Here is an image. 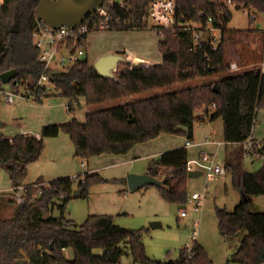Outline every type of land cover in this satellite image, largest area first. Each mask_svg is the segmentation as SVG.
Here are the masks:
<instances>
[{
    "label": "trees",
    "instance_id": "16d2710c",
    "mask_svg": "<svg viewBox=\"0 0 264 264\" xmlns=\"http://www.w3.org/2000/svg\"><path fill=\"white\" fill-rule=\"evenodd\" d=\"M39 1L0 0V75L14 70L15 83L12 80L9 84L23 86L24 95L34 91V84L43 72L49 74L54 94L63 96L70 109L79 98L91 107L226 74L218 77L214 86L194 85L100 108L87 112L82 122L73 119L42 127L38 136L0 135V168L6 172L10 187H23L25 194L11 218L0 217V264H16L17 260H25V264H119L127 252L134 264H156L145 255L142 229L121 227L104 215L87 216L80 225L65 219L63 212L74 190L73 179H57L47 186H41L42 180L38 179L33 185H26L27 165L39 158L43 140L56 137L60 130L71 140L73 156L87 160L103 154H125L134 145L160 134L190 140L195 123L217 118L222 122V141L234 146L228 153H234L235 157L226 159L225 172H229L234 189L245 198L231 211L215 208L217 229L229 240L239 238L230 259L232 263L264 264V211L253 212L249 208L252 197L264 196V141L252 140L251 146L253 157L262 159L261 168L247 172L241 166L242 143L251 135L258 109L264 108V73L260 70L264 60V31L228 29L231 14L224 0H174L175 24L196 22L204 27L209 18L211 26L220 30L215 49H211L205 37L197 48L191 49L190 32H165L157 42L159 63L132 61L120 65L113 81L99 76L92 63L83 57L64 69L45 71L31 40ZM150 1L120 0V6L119 0H103L102 6L110 18L108 31L145 30L142 16ZM230 1L234 8L254 17L264 13V0ZM91 18L88 16L86 22ZM96 21L92 20L86 32L77 37V47L85 48L87 35L95 31L91 27ZM73 43L67 41L72 50ZM232 63L241 71H230ZM35 93L46 95V89L38 88ZM197 109H202L201 115L195 114ZM187 159L183 146L160 153L146 166L148 175L162 181L160 186L152 187L168 204L180 207L186 202ZM91 176L94 181H102L95 173ZM34 184L39 187L35 189ZM89 184L87 178L78 182V196L87 198ZM54 210L57 216L52 215ZM241 233L244 234L238 237ZM65 249L72 251L71 258L64 256ZM95 249H100L101 254H93ZM186 251L185 246L176 260L165 264H210L203 247L195 240L188 254Z\"/></svg>",
    "mask_w": 264,
    "mask_h": 264
},
{
    "label": "rangeland",
    "instance_id": "374dc122",
    "mask_svg": "<svg viewBox=\"0 0 264 264\" xmlns=\"http://www.w3.org/2000/svg\"><path fill=\"white\" fill-rule=\"evenodd\" d=\"M227 6L231 14V21L227 25L228 29H259L264 31V13L256 14L255 19L250 22L248 12L236 9L234 5ZM197 25V23H193V26ZM157 41L158 37L152 30L129 32L92 31L87 35L82 59L86 57L92 63L102 50L116 46L125 50L127 53V56H125L131 61L133 59L141 61L148 59L151 63H159L160 54L157 49ZM62 54L67 55V51H62ZM55 70L60 69L55 68ZM240 71L237 70V72ZM224 74L226 73L198 78L165 89H157L131 98L110 101L91 107L85 106L84 100L79 98L78 103L72 105V109L66 105V99L63 96L54 94L52 89L46 91V95H36L34 101H30L23 98L25 92L23 86L2 84V90L17 95H14L13 102L8 104L5 102L4 95L0 93V122L3 124V127L0 124V135L10 137L19 132V129L14 126L17 121L22 124L26 122L24 130L30 133L28 135H34L39 133L42 127L61 125L73 119L82 122L87 112L117 106L125 101L138 100L153 94L172 92L194 85L211 84L214 86L213 83ZM39 97H42L40 102H36ZM195 114L201 115L202 109H197ZM195 128L197 129L196 136L200 137L204 129H199L198 125ZM221 129V119H216L213 123L211 139L222 141ZM252 135L257 140L264 138V108L257 111L251 130ZM150 141H152L150 145L154 147V151H145L144 148H141L138 152L130 149L125 154H103L86 160L73 156V144L69 137L60 130L56 137L43 140V150L39 158L27 165L25 184L33 185L38 179H41V186H47L48 182L70 178L73 179L72 188L75 190L78 182L87 178L90 180L87 198L71 195L64 209L63 217L80 225L87 216L104 215L110 217L114 224L121 227L133 230L142 229L141 239L145 255L155 260L156 264H165L168 260H176L180 250L185 246L191 247L193 240L203 247L210 264H234L230 259L237 248L239 238L229 240L221 236L217 229L215 216V208L224 207L231 211L238 200V191L232 186L229 172H225V174L207 183L203 175L188 180L186 197L194 192L204 193L200 211L191 210L189 203H185L180 207L166 203L153 187L129 191L125 177L130 173L140 174L139 172L146 169L148 162L154 159L153 155L145 156V154L155 151H169L184 146L186 139L174 134H160L147 142ZM201 150L210 153L213 148L209 150L200 147L195 155L197 156ZM228 150L230 151L231 148ZM191 152L194 151L188 150V159L193 155ZM137 154H140V157L133 158ZM237 156H239L238 153ZM234 157V153L226 156L223 147H220L216 152V161L222 166L226 163V159L229 160ZM241 161L242 170L247 172H256L262 165V159L259 157L247 158L243 155ZM94 173L102 181L92 180L91 174ZM38 185L34 184L33 187L37 189ZM0 191V217L2 219L11 218L16 206L13 198L15 191L10 187L7 174L2 168H0ZM17 193L20 195L22 191L20 190ZM251 199L252 202L249 206L251 211L264 210L263 196L252 197ZM182 209L187 212L185 217L179 215ZM57 214L56 210L52 213L54 216H57ZM194 222H197V224L194 225ZM151 223H157L158 226L152 228ZM243 234H239L238 237ZM123 249L127 248L124 247ZM101 252L100 249L93 250L95 255H100ZM64 256L71 258L72 251L65 249ZM119 264L134 263L127 252V255L124 254L121 257Z\"/></svg>",
    "mask_w": 264,
    "mask_h": 264
},
{
    "label": "built area",
    "instance_id": "2783aa9c",
    "mask_svg": "<svg viewBox=\"0 0 264 264\" xmlns=\"http://www.w3.org/2000/svg\"><path fill=\"white\" fill-rule=\"evenodd\" d=\"M224 3L230 5L231 1L224 0ZM119 5L121 6L120 0ZM175 8L176 3L174 0H151L145 8V14L142 16V22L144 23L145 30L154 31L158 40L163 38L165 32H170L171 34H175L178 30L190 32L192 39L191 49L197 48L200 40L204 37L207 43L211 46V49H215L217 43L219 42L220 30L211 26V20L208 18L204 27L199 24L197 26H193V22L175 24ZM90 16L94 19L91 18L87 22L85 19L83 23L73 29L61 27L58 30H54L47 26L43 21L35 20V25L31 32V40L33 46L38 52L37 60L44 65L45 71L55 70V68L64 69L65 67L76 63L84 56V48L80 46L77 47L75 43L77 37L86 32L89 23L92 20H97L96 24H92V30L108 31L110 18L105 10V7L101 5ZM253 17L254 16L251 15V18ZM68 40L74 41L73 50L72 46H68ZM62 51H67V55L62 54ZM229 68L232 72L238 70L235 63L230 64ZM260 70L264 73V60L260 63ZM38 88H44L46 91L52 89L48 73L43 72L34 84V91L28 92L26 95L23 94V98L34 101L37 95L35 90ZM0 93L4 95L5 102L8 104H11L13 102L14 95H17L5 90H0ZM65 108L68 109L67 106H65ZM222 143L218 142L216 143V146H219ZM242 145L244 149L243 155L247 158H253L251 135L242 143ZM191 146H193L191 140H186L184 147L188 148ZM185 166L187 173L200 170L206 183L225 174V167L216 161V153L210 154L203 150L198 153L196 159H187ZM12 189L15 191L13 196L15 204H21L25 199L23 187H13ZM20 190L22 191V194L19 195L17 192ZM203 198L204 193L194 192L186 198L185 203H189L191 205V210L200 211ZM179 215L181 217H185L187 215L186 210L182 209ZM196 224L197 222H194V225ZM189 250L190 247H187L186 254L189 253ZM189 257L190 256L188 255V258Z\"/></svg>",
    "mask_w": 264,
    "mask_h": 264
},
{
    "label": "water",
    "instance_id": "95a60500",
    "mask_svg": "<svg viewBox=\"0 0 264 264\" xmlns=\"http://www.w3.org/2000/svg\"><path fill=\"white\" fill-rule=\"evenodd\" d=\"M103 3V0H40L36 8L35 20L43 21L47 26L54 30L61 27L73 29L83 23V21L92 15ZM132 62L128 57L121 53L107 51L99 54L92 62V66L99 76L116 81L115 72L118 66ZM15 78V71L10 70L0 75L1 84H9ZM15 81H12L14 84ZM215 87H213L214 89ZM199 172H188L187 178L198 177ZM127 189L136 191L144 187L160 186L161 180H158L147 173H130L125 177ZM80 190L75 189L72 196H78ZM242 200H245L241 194ZM157 223H151L152 228H156ZM16 264H25V260H17Z\"/></svg>",
    "mask_w": 264,
    "mask_h": 264
},
{
    "label": "crops",
    "instance_id": "0c3cea01",
    "mask_svg": "<svg viewBox=\"0 0 264 264\" xmlns=\"http://www.w3.org/2000/svg\"><path fill=\"white\" fill-rule=\"evenodd\" d=\"M143 31V30H142ZM108 32H113V31H108ZM114 32H129V31H114ZM158 42V41H157ZM107 51H112V52H115V53H121L123 55H126L127 56V53L125 52V50L121 49V48H117L116 46H113V47H110V48H106L104 50H102L99 54L101 53H104V52H107ZM98 56V55H97ZM86 58V57H85ZM87 59V58H86ZM88 60V59H87ZM145 61H142V62H150L148 59H144ZM133 61H141V60H137V59H133ZM151 63V62H150ZM196 115H199V114H196ZM217 119H220V118H217ZM216 120V119H215ZM215 120H209V119H204L203 121L199 122V123H195L193 125V129H192V138L190 139L191 142L193 143V146L191 147H188V148H185L186 149V152L188 154V150H193L194 152H191L193 153V155L191 156L190 159H196L197 156L195 155L196 152H197V149L200 148V147H203V148H208L209 150H212V152L210 151V154L212 153H216L218 151V149L220 147H223V150H224V153L227 155H229L228 153V149L231 147H234L233 145H226L225 143H222L223 141H215L213 139H211V132H213V123ZM1 126L3 127V124L0 122ZM198 125L199 129H204L203 131V134L200 136V137H197L196 136V132H197V129L195 128V126ZM15 127H17V129H19V132H17L16 134H30L29 132H26L24 130V128L26 127V122L25 123H21V122H15L14 124ZM206 128V129H205ZM198 129V130H199ZM40 131V130H39ZM222 131V129H221ZM1 134V132H0ZM39 133L37 134H34L35 136H38ZM222 134V133H221ZM259 135V134H258ZM12 136L8 137V138H11ZM183 137V136H182ZM222 137V136H221ZM185 139V137H183ZM252 140H254L256 143H260L261 141H264V138L260 139V140H257L254 138V136L252 135L251 136ZM152 141L150 142H144V143H140V144H136L134 145L131 149L132 151L133 150H137L138 152L141 150V148H144L145 151H154V147H152L151 144ZM222 143L220 144L219 146H216V143ZM145 146V147H144ZM229 146V147H228ZM183 146H179V147H176V148H182ZM228 147V148H226ZM175 149V148H173ZM188 149V150H187ZM167 151V150H166ZM163 151H155V152H150L148 154H145V156L149 155V156H154L157 157L160 153H162ZM156 155V156H155ZM196 156V157H195ZM140 157V154L136 155V157H133V158H138ZM195 172H199L201 174V171L200 170H197ZM140 174L142 173H146V169L143 171V172H139ZM201 176V175H200ZM199 177V176H198ZM196 178V177H194ZM189 179H193V178H188L187 179V183H188V180ZM49 183V182H48ZM145 188V187H144ZM257 197V196H255ZM264 197V196H263ZM241 200V196L240 194L238 193V200L237 202L235 203L238 204ZM234 205V206H235ZM233 206V207H234ZM229 211V210H228ZM253 211V210H252ZM264 211V210H263ZM253 212H262V210H256V211H253ZM238 246V245H237Z\"/></svg>",
    "mask_w": 264,
    "mask_h": 264
},
{
    "label": "bare ground",
    "instance_id": "6f19581e",
    "mask_svg": "<svg viewBox=\"0 0 264 264\" xmlns=\"http://www.w3.org/2000/svg\"><path fill=\"white\" fill-rule=\"evenodd\" d=\"M247 12V11H246ZM251 15L252 14H249L248 16H249V18L251 19V20H254L255 19V17H253V18H251ZM193 23H196V22H193Z\"/></svg>",
    "mask_w": 264,
    "mask_h": 264
}]
</instances>
